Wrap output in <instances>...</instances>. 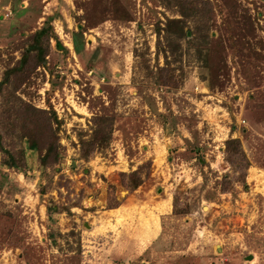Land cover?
I'll list each match as a JSON object with an SVG mask.
<instances>
[{
  "label": "rangeland",
  "instance_id": "rangeland-1",
  "mask_svg": "<svg viewBox=\"0 0 264 264\" xmlns=\"http://www.w3.org/2000/svg\"><path fill=\"white\" fill-rule=\"evenodd\" d=\"M120 1L129 21L80 36L87 0H0V81L48 16L67 49L52 41L17 92L57 113L61 149L51 168L30 150L21 171L0 164V264H264V0H204L221 59L206 67L182 40L175 86L157 85L156 25L181 18L182 0ZM96 115L114 117L112 140L86 161L77 133ZM230 138L250 163L245 182L226 161ZM140 167L131 190L123 174Z\"/></svg>",
  "mask_w": 264,
  "mask_h": 264
},
{
  "label": "trees",
  "instance_id": "trees-1",
  "mask_svg": "<svg viewBox=\"0 0 264 264\" xmlns=\"http://www.w3.org/2000/svg\"><path fill=\"white\" fill-rule=\"evenodd\" d=\"M18 0H15L17 2ZM91 6L85 7L84 25L79 22L78 32L74 35H83L89 28H95L108 17L115 20L129 21L130 13L127 6L120 0H87ZM17 5V3H16ZM181 18L167 19L164 27L160 23L156 25L158 37V52H162L166 66L157 69V85L175 86L177 78L174 68L170 66L169 57L177 61L181 56L182 40H187L190 47L195 48L196 56L204 62L214 66L220 55L214 49L208 35V23L212 17L209 3L204 0L180 1L177 5ZM22 11L14 10L12 21H15ZM54 16L45 19L42 28L31 33L22 41L24 46L22 57L16 64L8 68L4 78L0 81V164L6 168L21 171L27 166V150H30L39 157L40 167L51 168L58 163L61 145L59 144L58 133L63 121L58 118L57 113L52 110L40 109L25 102L17 95L19 89L26 83L31 75L42 66L47 64V56L51 50V42L55 41L58 49L66 51L63 47L53 25ZM196 18V19H193ZM196 20L197 34L194 36L189 28V21ZM205 24V26H204ZM203 25V26H202ZM207 28V29H206ZM187 29V30H186ZM205 50V51H203ZM77 53L82 51L81 46L76 45ZM146 72L151 75L154 72L146 67ZM90 132L79 131L77 137L80 144V156L83 160L89 161L93 154L104 152L112 140L114 117L108 115H96L91 118ZM226 161L237 175V180L245 182L246 173L250 163L244 153L241 141L230 138L225 142ZM142 167L123 174L128 179V186L131 190H137L143 183L141 176ZM231 175L223 176L225 182ZM233 176V175H232ZM227 183V182H226ZM53 211V209H52ZM55 211V209H54ZM175 211V210H174ZM176 214L183 213L182 210Z\"/></svg>",
  "mask_w": 264,
  "mask_h": 264
},
{
  "label": "water",
  "instance_id": "water-1",
  "mask_svg": "<svg viewBox=\"0 0 264 264\" xmlns=\"http://www.w3.org/2000/svg\"><path fill=\"white\" fill-rule=\"evenodd\" d=\"M253 259V256L252 255H250L248 258H247V260H252Z\"/></svg>",
  "mask_w": 264,
  "mask_h": 264
}]
</instances>
